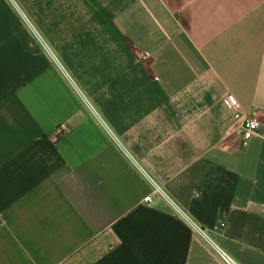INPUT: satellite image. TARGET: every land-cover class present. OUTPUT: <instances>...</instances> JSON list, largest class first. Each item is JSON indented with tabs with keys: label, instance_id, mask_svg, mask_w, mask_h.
I'll return each mask as SVG.
<instances>
[{
	"label": "crops",
	"instance_id": "crops-1",
	"mask_svg": "<svg viewBox=\"0 0 264 264\" xmlns=\"http://www.w3.org/2000/svg\"><path fill=\"white\" fill-rule=\"evenodd\" d=\"M230 95L264 131V0H0V264H264Z\"/></svg>",
	"mask_w": 264,
	"mask_h": 264
},
{
	"label": "built area",
	"instance_id": "built-area-1",
	"mask_svg": "<svg viewBox=\"0 0 264 264\" xmlns=\"http://www.w3.org/2000/svg\"><path fill=\"white\" fill-rule=\"evenodd\" d=\"M148 55L142 56L143 59H146ZM225 102L227 103L228 107L231 109L232 112H234L237 116L241 117L242 119V132H243V139L245 141H249L252 138H259L264 140V131L262 130V122L258 119V117H247L237 101L230 95L225 98ZM64 127H59L56 130V136L60 137L65 133ZM150 180V179H149ZM152 183L154 190L157 194L164 197L165 200L169 203V205L172 207L173 211L180 217L186 225L196 234L204 237L205 239H208L206 230L202 228L189 214H187L184 210H182L181 207H179L172 199H170L163 191L162 189L157 186L155 183H153L152 180H150ZM152 198L151 196H147L144 199L145 203H151ZM225 226V223L221 221L216 227V229H221ZM217 248V247H216ZM220 258L222 259L224 264H237L229 255H227L224 251L217 248Z\"/></svg>",
	"mask_w": 264,
	"mask_h": 264
},
{
	"label": "rangeland",
	"instance_id": "rangeland-1",
	"mask_svg": "<svg viewBox=\"0 0 264 264\" xmlns=\"http://www.w3.org/2000/svg\"><path fill=\"white\" fill-rule=\"evenodd\" d=\"M14 5V4H13ZM15 7V9L17 10V8L18 7H16V6H14ZM20 16H21V18H22V20L24 21V23H26L27 24V27H28V29L32 32V35L37 39V41L39 42V44H41V37H40V35L38 34V33H36V30L31 26V24L28 22V20L26 19V17H25V15L23 14V13H20L19 11L17 12ZM42 48H43V50H45L46 51V47L44 46V45H42ZM144 56V55H143ZM144 60H146V59H144Z\"/></svg>",
	"mask_w": 264,
	"mask_h": 264
}]
</instances>
